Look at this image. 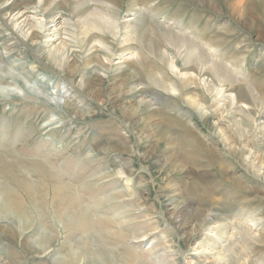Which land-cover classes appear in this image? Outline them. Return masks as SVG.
Returning a JSON list of instances; mask_svg holds the SVG:
<instances>
[{"label":"rangeland","instance_id":"374dc122","mask_svg":"<svg viewBox=\"0 0 264 264\" xmlns=\"http://www.w3.org/2000/svg\"><path fill=\"white\" fill-rule=\"evenodd\" d=\"M21 1L31 10L38 3ZM46 1L65 8L66 47L80 52L72 60L61 53L56 66L39 60L28 40L10 53L0 13V75L10 72L16 92L0 96V156L9 167L23 161L16 168L36 190L40 172L25 163L41 161L70 183L73 209L91 225L57 212L51 194L46 206L38 194V204L19 194L21 213L3 209L5 200L15 207V191L0 174V264H264V17L243 0L113 3L116 41L133 8L141 17L130 21V38L141 55L132 75L142 82L130 94L118 83L101 95L88 81L86 19L69 21L78 0ZM27 15L32 26L38 16L20 21ZM18 59L24 65L12 68ZM186 218L198 222L193 236L180 228Z\"/></svg>","mask_w":264,"mask_h":264},{"label":"bare ground","instance_id":"6f19581e","mask_svg":"<svg viewBox=\"0 0 264 264\" xmlns=\"http://www.w3.org/2000/svg\"><path fill=\"white\" fill-rule=\"evenodd\" d=\"M68 1L66 2L68 3ZM150 1L151 0L146 1V5L148 7L151 6L149 3ZM210 1L213 2V0H210ZM210 1L202 0V2L201 1L200 2L201 3L205 2L209 4ZM235 1L236 0H229L228 5L231 6L232 3ZM243 1H244V6L247 9H249L250 13L252 12V15L254 17H257V18L259 16L264 17V0H243ZM119 2L120 0H113L110 3L106 0H91V1L78 0L77 4L75 5L76 7H73V9L71 10L69 14L70 16L69 21L72 20L71 15H73L74 19L76 20H79L82 17H85L86 19L87 31L83 33L82 38H83V43L86 45L85 51L88 55L91 56V57L89 56L90 58L86 60V64H85L87 65V68H89L88 72H90L91 74L88 81L96 82L95 84L94 82H92V87L97 88L96 91L99 92L101 95L107 92V89H108L107 85H109V88H110L118 83H124V85L128 87L126 88L128 89V93L130 94V90L134 92L136 89V84L138 82L139 84L142 82V81L140 82L139 78L134 77L132 75L133 72L131 71V65L138 62L141 56L139 55V52L136 50V47L132 45L133 42L131 41V38H130L131 35L133 34V29L131 27L133 26L132 24H134V22L132 23L130 21L134 19L133 18L134 15H137V12H135V8H133L134 13L131 14L132 16L125 20V24L121 28L123 34H122V38H120V41H116L119 33L115 34L111 32L112 25H115V27H117L116 19H118V17L116 16V13L118 12L113 8L112 4L113 3L118 4ZM196 2L200 3L199 1H196ZM47 5L48 4L46 0H44V2H41L40 0H38L37 5L33 7V10H31L30 9L31 6L27 2L25 3L21 0L14 1L10 5L5 4L3 0H0V13L4 16H7L6 21L2 23L7 29L5 34L3 32V38H5V40L2 43L7 44L8 46H11V47L12 45H14L13 48H10L11 49L10 53H18L19 50H17L16 47L18 46L17 48H19L21 44H23V42L28 40L29 42L34 44L35 46L34 49L38 53L35 55H37L36 57L39 60H46L47 62H50L56 66L57 64L56 62L59 60V56L61 53L66 54V57L68 58V60L69 59L72 60L77 57V53L80 52V50L78 46H76V44L75 45L70 44L71 47L69 48L66 47V43L71 42V40L67 37L68 34L66 32V28H64L62 25L64 21L63 20L64 17L67 16L65 8L59 6V4L56 6L53 5L52 7H47ZM134 6L136 7L138 5H134ZM139 7L142 8V6H139ZM21 8H25L26 11L24 9L20 11L19 9ZM141 8H140V11H142ZM233 10L236 11V9H233ZM30 11H32L35 17L38 16V18L37 20H35L34 22L35 24H31L32 26L27 27L28 25L27 22H24L23 20L26 21L29 19H33V17H29L27 15L21 21L20 19L23 16H25L27 12H30ZM79 14L81 16H79ZM138 18L140 20L141 17L137 16V18L134 20L136 21L138 20ZM142 18H143L144 24H145V21L148 22L149 20L148 17H146L145 15L142 16ZM25 27H27V29ZM113 27L114 26H112V28ZM69 36L71 35L69 34ZM110 38H113V39L110 40ZM180 38L181 37H177L176 39L178 40ZM12 40H15V41L11 42ZM58 40H61V41L57 43ZM179 41H177V43ZM16 43H17V46L15 45ZM151 43L152 42L149 40L148 42L145 43L146 48L149 50H152ZM102 55H104L103 58L107 59L106 62H104V60L103 62L107 63L109 67L111 66L113 72L109 70L108 65L103 64L104 67H101V65L99 66L98 62L101 59ZM116 55H117L118 60L115 61L114 65L112 66L114 56ZM16 61H20V62L19 63L14 62V61L12 62L11 67L14 69L19 68L21 65H24L23 63H25V61H23L22 59H18ZM88 65H91V66H88ZM8 74H10V72H7L5 75L9 76ZM7 76L0 75V81L7 79V81H4L6 85H0V96L4 97L5 99L13 95H16L15 90L9 86L12 83H11V80L9 81ZM16 76L17 74L14 75L13 77H16ZM188 81H190V79H188ZM125 92L126 90L124 91V94ZM112 94L110 95L112 96ZM193 99L195 100V98L191 96L190 100H193ZM67 101L70 103V105L74 103V106L72 108L71 106L69 107L70 109H73V111L75 112L76 110L75 102H73L69 98L67 99ZM196 101L199 102V100H196ZM196 101L195 102L192 101L191 103H193L194 105L196 103V106H198ZM137 104H138V107L143 105L141 102ZM75 115H79V114L76 113ZM52 121L53 119H50L49 121L50 123L48 122L47 124L52 125L56 123ZM56 127H58V125H56L55 128ZM7 162L8 161L6 159V156H3V157L0 156V174L2 177L8 178L10 182V186H11V191L12 192L15 191L13 194L14 195L13 197L15 200L13 205L15 207H12L10 203H8L5 200L3 206L0 204L2 208L4 207L3 209L11 210L15 208L17 212L21 213L24 207L23 199L30 200L31 202L33 201L34 203L38 204V200L36 197L37 194H38V197H40V204L42 206H46L48 204L47 196L51 194L52 204L57 212L58 211L61 212L63 210L64 213L69 214V218H72L73 222L74 221L78 222V225L83 227L84 229L90 227L91 225L90 220L88 219V216H86V213L84 214L80 212L77 213L73 209V205L77 203V200H76V196L74 192L72 193L67 189L70 183L68 186L64 184L61 181V179L55 176L49 169L45 168L41 161L26 162L25 164H27L30 167L38 168V171L40 172L39 174V176L41 177L40 178V188L36 190L32 186L31 183L22 180L23 175L16 168L17 167L16 165L23 164L21 163L23 161H20V162H18V160L10 161L12 163V166L10 167L8 166ZM19 194L24 196L22 197L23 199L20 196H18ZM175 196L176 194L174 193L168 194L167 199L170 202H173L175 200ZM183 211L185 210L184 208H182V206L180 205L175 206V212L178 215V217L182 218L185 216V215L184 216L182 215ZM182 222L183 223L180 225V228L187 229L191 227L193 231V232L188 231L185 233L187 234L192 233L191 236L196 234V230H198V227H196L198 226V222L196 220L188 221V218H186L182 220Z\"/></svg>","mask_w":264,"mask_h":264}]
</instances>
